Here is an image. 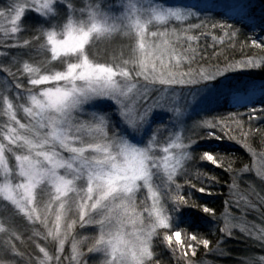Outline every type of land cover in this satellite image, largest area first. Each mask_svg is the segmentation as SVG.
<instances>
[{
    "label": "snow or ice",
    "instance_id": "6c2138e0",
    "mask_svg": "<svg viewBox=\"0 0 264 264\" xmlns=\"http://www.w3.org/2000/svg\"><path fill=\"white\" fill-rule=\"evenodd\" d=\"M228 7L248 18L247 4ZM28 13L35 23L22 20ZM0 18L11 23L0 26V57L6 59L0 63V115L6 117L0 121V202L13 210L0 222L8 237L0 244V264H13L6 258L15 250L16 217L42 224L44 238L61 252L71 239L76 264H89L88 254L97 257L91 264H166L158 258L161 246L175 264H195L196 246L207 248L210 240L189 233L198 227L190 209L214 213L190 190L197 189L193 181L216 178L193 172L201 161L225 159L200 153L198 141L253 135L239 110L248 108L249 120L257 111L264 119V108H256L264 104V83L241 90L228 79L237 71L264 70V57L225 59L194 74L181 70L177 47L180 33L204 35L209 27L239 43V30L227 22L232 16L215 19L205 0L200 6L119 0V8L114 0H10ZM256 27L264 32V24H253L251 43L264 49ZM226 97L234 112L203 115ZM255 132L264 144V129ZM256 174L264 179V168ZM238 178L233 175L232 187ZM78 229L91 231L81 236ZM40 252L39 264H49L52 257ZM246 264H264V256H250Z\"/></svg>",
    "mask_w": 264,
    "mask_h": 264
},
{
    "label": "trees",
    "instance_id": "16d2710c",
    "mask_svg": "<svg viewBox=\"0 0 264 264\" xmlns=\"http://www.w3.org/2000/svg\"><path fill=\"white\" fill-rule=\"evenodd\" d=\"M264 5V0H259ZM218 12V11H217ZM214 18L224 22V19L228 16H222L219 12L213 14ZM29 22V21H28ZM229 24H233L236 29L239 30V43H229L226 37L219 31L212 29L211 27L205 30V34L211 37H201L199 45L202 50H199L198 60L204 63L207 67L211 68V65L217 62L227 59L231 61L233 59H248L254 58L260 61L264 57V49L255 48L251 43L254 33L244 23L234 18L227 21ZM255 36L259 38L256 34ZM240 44L246 46L241 49ZM202 65L205 67V65ZM248 71V77H251L253 81H264V70L262 69H250ZM256 108H264V104H257ZM236 109L234 107H228L225 105L211 110V115L207 113L203 114L206 118L211 119L213 116L229 115ZM242 113L241 119L245 122L247 127L253 129V135L245 136L241 138L237 133L233 135L237 136L236 140H229L226 137L220 140H199L198 151H211L213 155H223L225 157L224 162L218 165H213L209 161H201L198 163L195 171H200L208 176H214L215 182H212L205 178L204 183L199 181H193L197 184V189H191L193 198L200 206H207L213 209L214 215L203 213L199 208L190 209L194 214V218L198 224V227L188 229L192 234L194 231L203 236V238L209 239L210 243L204 250L203 245L196 246V256L190 257L195 264H246L248 258L254 257L259 260L261 256H264V247L253 242L249 238L239 233H233L231 237L226 238L221 232L222 227L220 225L223 216L224 207L229 200L228 194L230 192V186L232 184L233 175H238L240 169L248 168L252 164V154L264 153V144L261 143L259 134L255 132L256 129H264V119L261 118L259 111L253 114V118L249 120L247 113L248 108H241L239 110ZM216 134H219L218 131ZM247 145V146H246ZM229 163H231L232 171L227 170ZM200 187L205 188V193H200L198 189ZM189 191V189H185ZM211 193V194H209ZM203 218V219H202ZM214 225H217L214 227ZM223 234V235H222ZM199 238V237H198ZM182 239L184 235L182 233ZM225 241H224V240ZM223 241V242H222ZM222 242V243H221ZM160 255L159 259L166 264H175V260L169 250L163 246L158 249ZM191 253L192 249L187 250Z\"/></svg>",
    "mask_w": 264,
    "mask_h": 264
},
{
    "label": "rangeland",
    "instance_id": "374dc122",
    "mask_svg": "<svg viewBox=\"0 0 264 264\" xmlns=\"http://www.w3.org/2000/svg\"><path fill=\"white\" fill-rule=\"evenodd\" d=\"M225 1L227 2L229 0H205V2L211 6L212 14L218 13L217 11H219L222 16H232V18L246 24L251 29V32H253V24H264V5L260 3L259 0H247L248 18L244 19L233 14L230 15L226 13L227 11L218 9V4ZM244 1L246 0H241L240 2L242 3ZM9 2L10 0H0V8H3ZM167 4L170 6H200L201 0H167ZM114 7L119 8V0H114ZM22 20H24L25 23H35L37 17L34 13H28ZM0 26L10 29L11 23L9 20L0 18ZM185 27H187V25H185ZM255 34L258 37H264V32H260L259 27H256ZM185 35L188 37H195V39H189L185 42ZM3 36L4 33L0 31V38ZM206 36L211 37L208 34L201 35L199 31L189 32L187 34L180 33L181 40L180 46L177 47V52L181 55V64L183 65L182 71L187 72L191 70L195 74L197 71L208 72L211 70V68L198 60L199 50H202L199 45V40L201 37L203 38ZM174 39L175 38H173V40ZM0 43H2V40H0ZM4 62H6V59L0 57V63ZM173 62H175L174 59ZM203 64L205 67L202 66ZM13 71H15V69H13ZM248 75L247 70L230 73L228 82L239 86L241 90L250 83L257 86L264 83V81H253ZM4 80L5 74L0 72V86L4 84ZM176 103L177 105H181L183 103L182 98H178ZM225 104L228 107H234L230 102V97H226L221 103L212 104L211 110ZM160 118L165 119L166 114L161 113ZM199 118L200 117H197V119ZM4 119H6V117L0 115V121ZM177 131L181 130L177 129ZM181 134L183 133L181 132ZM162 154L163 153H161V155ZM251 154L252 164L248 167L251 170L239 173L237 175L239 178L236 186L232 187L231 184L229 188V200L224 207L220 225L222 227L221 232H223L226 237L224 239H228L233 233H239L253 242L262 245L264 244V239H260V237L264 236V179H261L256 173L257 169L264 168V153L256 154L251 152ZM0 177H2V172H0ZM11 216H13V210L5 208L3 202H0V222L6 221V219ZM15 224L17 225L16 234L11 237L12 243L15 245V250L6 258L7 260H11L13 264H39V260L44 259V254L40 252L41 247L52 257L49 264H76V261L72 258L71 239L65 244L61 252L58 249V245L53 242L51 238H44L47 230L39 222L31 224L21 217H16ZM226 225L228 226L227 233L230 234H226ZM215 226L217 225H214V227ZM77 231L83 236L90 234L91 230L78 229ZM36 233H39V235ZM7 238L5 234L0 233V244ZM203 249L205 250L206 248L203 246ZM83 250L86 252V247L83 248ZM57 256L59 257V262L56 259ZM96 258L94 254L87 255L89 264Z\"/></svg>",
    "mask_w": 264,
    "mask_h": 264
},
{
    "label": "bare ground",
    "instance_id": "6f19581e",
    "mask_svg": "<svg viewBox=\"0 0 264 264\" xmlns=\"http://www.w3.org/2000/svg\"><path fill=\"white\" fill-rule=\"evenodd\" d=\"M241 0H229V1H225V2H221V3H219L218 4V9H221V10H224V11H227L226 13H228V14H232L231 12H230V9H229V5H231V4H235V3H241L240 2ZM247 0L246 1H244V2H242V3H245V4H247Z\"/></svg>",
    "mask_w": 264,
    "mask_h": 264
}]
</instances>
